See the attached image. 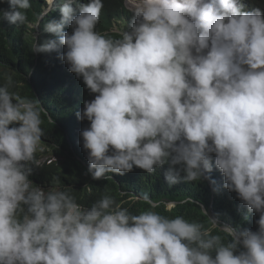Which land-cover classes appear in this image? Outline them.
<instances>
[{
	"label": "clouds",
	"instance_id": "obj_1",
	"mask_svg": "<svg viewBox=\"0 0 264 264\" xmlns=\"http://www.w3.org/2000/svg\"><path fill=\"white\" fill-rule=\"evenodd\" d=\"M88 1L0 0L4 29L26 27L36 57L33 101L0 87V264H264V0ZM40 113L70 126L68 150L94 180L167 164L171 187L210 178L214 154L258 231L214 220L224 243L109 196L81 209L45 193L29 179L53 164L34 156Z\"/></svg>",
	"mask_w": 264,
	"mask_h": 264
},
{
	"label": "trees",
	"instance_id": "obj_2",
	"mask_svg": "<svg viewBox=\"0 0 264 264\" xmlns=\"http://www.w3.org/2000/svg\"><path fill=\"white\" fill-rule=\"evenodd\" d=\"M27 31L25 27L19 33L20 36L11 35L0 22V87L7 86L8 91L14 96L33 101L34 94L27 75L32 71L36 57L32 49V37ZM34 78L43 90L49 83L48 72L42 67L35 72ZM40 117L42 140L46 143L38 145L34 156L38 160L47 157L53 164L44 165L41 174L33 170L29 179L34 180L37 186H47L45 193L52 189L68 192L81 209L90 208L104 196H109L132 215L154 211L169 219L180 216L190 223L202 225L203 230L210 236H219L224 243L231 237L221 231L219 225L216 227L214 220L230 224L237 231L244 229L258 231L259 213H249L238 194L224 187V176L215 167L214 154L213 171L206 174L210 178L193 182H185L181 178L179 183L171 187L165 180V172L169 168L167 164L158 167L151 174L134 167L132 171L122 175L109 173V177L113 179L94 180L83 164L75 160L74 155L68 150L67 134H71L70 126L64 123H59L58 126L48 124L44 115L40 113ZM76 155L87 161L84 159L86 155L79 154L77 149ZM36 161L34 157L32 163ZM212 181H215V184ZM144 194L149 196L151 204L142 198ZM169 202L176 203L172 210L167 209Z\"/></svg>",
	"mask_w": 264,
	"mask_h": 264
},
{
	"label": "rangeland",
	"instance_id": "obj_3",
	"mask_svg": "<svg viewBox=\"0 0 264 264\" xmlns=\"http://www.w3.org/2000/svg\"><path fill=\"white\" fill-rule=\"evenodd\" d=\"M125 4H126V6L128 7V9H131V8H133V6H130V4H129V1L128 0H125ZM120 26H118L117 28H119Z\"/></svg>",
	"mask_w": 264,
	"mask_h": 264
},
{
	"label": "bare ground",
	"instance_id": "obj_4",
	"mask_svg": "<svg viewBox=\"0 0 264 264\" xmlns=\"http://www.w3.org/2000/svg\"><path fill=\"white\" fill-rule=\"evenodd\" d=\"M134 1H136V0H129V2H134ZM88 3H90V0L88 1ZM68 81H71V79L68 78Z\"/></svg>",
	"mask_w": 264,
	"mask_h": 264
}]
</instances>
